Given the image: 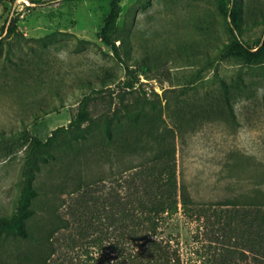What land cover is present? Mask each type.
I'll list each match as a JSON object with an SVG mask.
<instances>
[{"label":"rangeland","instance_id":"374dc122","mask_svg":"<svg viewBox=\"0 0 264 264\" xmlns=\"http://www.w3.org/2000/svg\"><path fill=\"white\" fill-rule=\"evenodd\" d=\"M41 1L0 0V216L14 211L21 191L22 136L48 138L68 126L87 95L95 118L122 108V96L145 110L118 129L135 149L101 129L62 134L34 181V233L72 209L88 184L110 185L165 148L176 149L180 181L195 201L264 206V59L229 53L235 36L221 0H122L114 33L121 56L99 34L112 0ZM235 4L240 35L263 45L264 0ZM168 230L187 254L194 225L179 213ZM39 252L32 238L0 239V264H34L27 255Z\"/></svg>","mask_w":264,"mask_h":264},{"label":"trees","instance_id":"16d2710c","mask_svg":"<svg viewBox=\"0 0 264 264\" xmlns=\"http://www.w3.org/2000/svg\"><path fill=\"white\" fill-rule=\"evenodd\" d=\"M121 1H111L99 32L118 56L121 44L114 33ZM236 2L221 0L220 6L231 18L230 29L235 36L228 51L248 63L260 62L264 59V44L254 46L240 35L239 8L231 6ZM17 21V17L12 20L13 28ZM128 68L134 73V68ZM124 85L131 89L136 84L128 80ZM91 98L85 96L70 124L56 128L48 138L22 136L25 144L29 143L21 191L14 211L0 216V239L6 235L34 239L40 252L27 255L34 264H243L244 259L248 264H264V206L222 203L217 207L195 201L180 181L175 148L160 150L110 185L88 184L72 209L57 210L51 224L40 234L34 233L28 224L37 213L32 207L39 195L34 181L42 164L56 157L52 150L62 134L79 139L101 129L111 143L120 142L125 150L135 149L132 137L118 129L124 118L137 123L145 110L127 104L122 96V108L95 118L89 109ZM19 149L10 147L9 154ZM179 213L195 227L187 254L180 234L168 230Z\"/></svg>","mask_w":264,"mask_h":264}]
</instances>
